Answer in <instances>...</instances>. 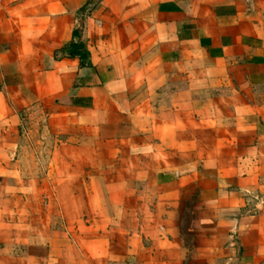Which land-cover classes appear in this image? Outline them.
<instances>
[{"label": "crops", "instance_id": "1", "mask_svg": "<svg viewBox=\"0 0 264 264\" xmlns=\"http://www.w3.org/2000/svg\"><path fill=\"white\" fill-rule=\"evenodd\" d=\"M31 105L88 157L0 264L264 256V0H0V153Z\"/></svg>", "mask_w": 264, "mask_h": 264}, {"label": "rangeland", "instance_id": "2", "mask_svg": "<svg viewBox=\"0 0 264 264\" xmlns=\"http://www.w3.org/2000/svg\"><path fill=\"white\" fill-rule=\"evenodd\" d=\"M17 116L6 150L0 153V220L6 224L5 234L24 238L32 230L44 236L51 227L61 236L65 232L56 198L62 191L59 180L62 173L78 175L74 163L88 157L85 136L41 105H31ZM253 264H264V256Z\"/></svg>", "mask_w": 264, "mask_h": 264}]
</instances>
